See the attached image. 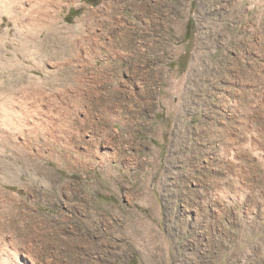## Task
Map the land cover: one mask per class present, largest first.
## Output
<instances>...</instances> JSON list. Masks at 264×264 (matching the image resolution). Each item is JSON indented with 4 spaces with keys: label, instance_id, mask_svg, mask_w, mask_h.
<instances>
[{
    "label": "rangeland",
    "instance_id": "1",
    "mask_svg": "<svg viewBox=\"0 0 264 264\" xmlns=\"http://www.w3.org/2000/svg\"><path fill=\"white\" fill-rule=\"evenodd\" d=\"M9 2V262L264 264V0Z\"/></svg>",
    "mask_w": 264,
    "mask_h": 264
},
{
    "label": "bare ground",
    "instance_id": "2",
    "mask_svg": "<svg viewBox=\"0 0 264 264\" xmlns=\"http://www.w3.org/2000/svg\"><path fill=\"white\" fill-rule=\"evenodd\" d=\"M4 1H7V2H9V3H12V0H4ZM6 3V2H5ZM7 4V3H6ZM10 6V5H9ZM10 8H11V6H10ZM9 9V8H8ZM5 10V9H4ZM10 10V9H9ZM5 12H6V10H5ZM11 12V11H10ZM17 12V11H16ZM3 14V13H2ZM11 14V13H10ZM13 17H15V20H16V22H18V19H17V16H13ZM50 26V25H49ZM46 27V26H45ZM46 28H48V25H47V27ZM53 29V28H52ZM51 32V31H50ZM49 37V36H48ZM96 38V37H95ZM1 40V39H0ZM75 43V42H74ZM106 43V42H105ZM78 49V48H77ZM76 49V50H77ZM75 50V49H74ZM81 50V49H80ZM73 51V50H72ZM78 51V50H77ZM76 51V52H77ZM80 52V51H79ZM79 52H77V54L79 53ZM76 54V53H75ZM77 54H76V56H77ZM72 55V54H71ZM79 55V54H78ZM78 57V56H77ZM79 63V62H78ZM8 68V67H7ZM78 68V67H77ZM73 69V68H72ZM71 70V69H70ZM79 71V70H78ZM24 73V72H23ZM32 77V76H31ZM72 80V79H71ZM31 81V80H30ZM69 83V82H68ZM78 83H80V82H78ZM71 87V86H70ZM38 88V87H37ZM35 89V88H34ZM36 90V89H35ZM38 90H40L39 88H38ZM66 90V89H65ZM34 91V90H33ZM41 91V90H40ZM43 91V90H42ZM35 92H37V91H35ZM39 92V91H38ZM38 94V93H37ZM46 94V93H45ZM49 94V93H48ZM67 94V93H66ZM9 95V94H8ZM34 95V94H33ZM40 95V94H39ZM52 95V94H51ZM50 96V95H49ZM46 98V97H45ZM64 101V100H63ZM79 102V101H78ZM2 109H3V114H4V116H8L10 119H12L13 118V116H14V110H13V106H11L10 104H9V102H8V100L7 101H4L3 103H2ZM30 108V107H29ZM11 115V116H10ZM7 118V117H6ZM8 118V119H9ZM32 117H30V119H31ZM13 120L14 119H12L10 122L11 123H13ZM18 121V120H17ZM19 122V121H18ZM7 123V122H6ZM10 123V124H11ZM39 123V122H38ZM14 124V123H13ZM19 124V123H18ZM12 125V124H11ZM40 125H42V124H40ZM44 125V124H43ZM36 127V126H35ZM58 127V126H57ZM53 132V131H52ZM85 143L86 144H89V145H92L93 143H94V141L92 142L91 140H89V141H85ZM40 168L41 169H44V166H40ZM41 172V171H40ZM43 173V172H42ZM45 173H46V175L48 176V174H51V172H50V170H48V169H46V171H45ZM9 243H10V241H9ZM6 245V244H5ZM4 247H6V246H4ZM8 247V246H7ZM7 249V248H6ZM2 249V250H0V264H12V262H9V261H12V259H14L15 258V263L17 262V260H18V255L20 254V251H18L19 249H17V248H9V249ZM33 261V264H37L36 262H35V259H33L32 260ZM20 264V263H19Z\"/></svg>",
    "mask_w": 264,
    "mask_h": 264
}]
</instances>
